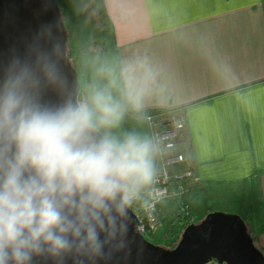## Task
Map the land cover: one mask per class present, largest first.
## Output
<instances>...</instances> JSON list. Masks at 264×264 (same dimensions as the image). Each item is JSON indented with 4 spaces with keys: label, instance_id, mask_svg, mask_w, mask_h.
Masks as SVG:
<instances>
[{
    "label": "clouds",
    "instance_id": "obj_1",
    "mask_svg": "<svg viewBox=\"0 0 264 264\" xmlns=\"http://www.w3.org/2000/svg\"><path fill=\"white\" fill-rule=\"evenodd\" d=\"M54 29L40 25L0 60V264L110 260L128 247L135 211L152 218L158 202L159 145L123 130L151 71L96 61L70 92Z\"/></svg>",
    "mask_w": 264,
    "mask_h": 264
},
{
    "label": "crops",
    "instance_id": "obj_2",
    "mask_svg": "<svg viewBox=\"0 0 264 264\" xmlns=\"http://www.w3.org/2000/svg\"><path fill=\"white\" fill-rule=\"evenodd\" d=\"M105 3L120 63L152 73L141 112L183 115L197 180L264 170V0Z\"/></svg>",
    "mask_w": 264,
    "mask_h": 264
},
{
    "label": "trees",
    "instance_id": "obj_3",
    "mask_svg": "<svg viewBox=\"0 0 264 264\" xmlns=\"http://www.w3.org/2000/svg\"><path fill=\"white\" fill-rule=\"evenodd\" d=\"M56 5L68 33L67 58L77 71L79 82L90 79L96 61L120 63L113 22L105 0H56ZM146 113H129L123 130L150 136ZM181 138L187 139L185 130ZM263 174L264 170L257 169L249 177L216 181L197 180L194 173L178 203L185 210L180 211V206L174 203L162 209V222L147 239L162 248L173 249L187 226L202 221L211 212L222 211L239 215L257 245L258 238L264 234Z\"/></svg>",
    "mask_w": 264,
    "mask_h": 264
},
{
    "label": "water",
    "instance_id": "obj_4",
    "mask_svg": "<svg viewBox=\"0 0 264 264\" xmlns=\"http://www.w3.org/2000/svg\"><path fill=\"white\" fill-rule=\"evenodd\" d=\"M47 6V10L46 9ZM59 23L54 29L62 49V67L75 92L78 73L67 58L68 33L56 0H0V60L13 47H22L40 25ZM139 220L133 214L128 247L110 260L96 264H264V253L255 244L244 220L237 214L222 211L209 213L202 221L190 224L173 249L162 248L138 231ZM33 264H54L52 260L35 259ZM66 264H73L69 259ZM87 264V262H86Z\"/></svg>",
    "mask_w": 264,
    "mask_h": 264
},
{
    "label": "built area",
    "instance_id": "obj_5",
    "mask_svg": "<svg viewBox=\"0 0 264 264\" xmlns=\"http://www.w3.org/2000/svg\"><path fill=\"white\" fill-rule=\"evenodd\" d=\"M145 119L150 129V136L158 143L159 153L156 157L157 177L154 184L153 197L158 201L152 218L143 211H135L138 220V231L147 238L162 222V207L174 203L180 206V198L184 195L189 178L195 173L186 149V140L181 138L186 121L179 111H149ZM185 183V181H187ZM180 206V211H184ZM206 264H220L212 260Z\"/></svg>",
    "mask_w": 264,
    "mask_h": 264
},
{
    "label": "rangeland",
    "instance_id": "obj_6",
    "mask_svg": "<svg viewBox=\"0 0 264 264\" xmlns=\"http://www.w3.org/2000/svg\"><path fill=\"white\" fill-rule=\"evenodd\" d=\"M169 205H172V204L167 202L166 204L163 205L162 209H166V208L170 207Z\"/></svg>",
    "mask_w": 264,
    "mask_h": 264
}]
</instances>
